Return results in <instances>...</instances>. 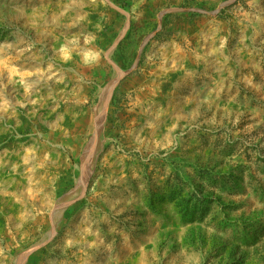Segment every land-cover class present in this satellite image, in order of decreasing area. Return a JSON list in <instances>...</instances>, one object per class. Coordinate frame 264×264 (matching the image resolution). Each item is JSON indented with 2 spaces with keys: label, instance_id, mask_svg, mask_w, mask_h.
I'll use <instances>...</instances> for the list:
<instances>
[{
  "label": "rangeland",
  "instance_id": "374dc122",
  "mask_svg": "<svg viewBox=\"0 0 264 264\" xmlns=\"http://www.w3.org/2000/svg\"><path fill=\"white\" fill-rule=\"evenodd\" d=\"M0 264H264V0H0Z\"/></svg>",
  "mask_w": 264,
  "mask_h": 264
}]
</instances>
